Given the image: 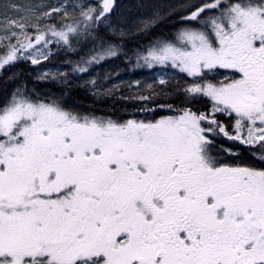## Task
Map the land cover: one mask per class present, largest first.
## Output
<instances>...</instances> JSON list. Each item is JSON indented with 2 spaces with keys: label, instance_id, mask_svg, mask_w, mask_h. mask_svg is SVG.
Here are the masks:
<instances>
[{
  "label": "snow or ice",
  "instance_id": "1",
  "mask_svg": "<svg viewBox=\"0 0 264 264\" xmlns=\"http://www.w3.org/2000/svg\"><path fill=\"white\" fill-rule=\"evenodd\" d=\"M115 7L7 0L0 72L39 65L55 45L88 73L147 36L135 66L178 69L191 78L175 88L183 103L210 107L120 122L16 86L0 103V264H264V0H184L173 38L152 35L171 13L126 29L110 19ZM57 77L70 87L68 73L37 79ZM146 89L121 99L174 110L170 79Z\"/></svg>",
  "mask_w": 264,
  "mask_h": 264
},
{
  "label": "rangeland",
  "instance_id": "2",
  "mask_svg": "<svg viewBox=\"0 0 264 264\" xmlns=\"http://www.w3.org/2000/svg\"><path fill=\"white\" fill-rule=\"evenodd\" d=\"M7 0H0V4L6 3ZM33 2H40V0H33ZM46 2L56 3L58 0H46ZM83 2L88 3L93 6H98L100 4V0H83ZM184 0H115L116 7L112 14H110V19L113 22L119 23L121 27L124 28H132L136 23L140 20L147 18L155 12H160L161 15L166 13H171V15L167 16L166 19L173 20L171 23L172 32H170L169 36L166 38H173L175 32L177 31L180 25V13L183 11L182 9L177 8L176 12H171L173 5H179ZM8 15H13L11 11H9ZM2 18V16H0ZM170 25V24H169ZM52 49V53L54 54L57 51V48L53 50V45L50 46ZM2 51V50H0ZM52 54V56H53ZM51 57L47 61H42L39 65H32L30 62L31 70L30 74L32 76V80L38 81L42 83V86L36 87H26L24 81L22 80L20 72L14 70L10 75H14V80H9L10 83L13 84V87L23 86L31 98L39 99L44 102H49L51 99H63L65 102V106L69 107L81 115H95L97 117L102 118H111V116H103L96 115L91 112H87L82 107L69 102V96L66 92L67 90H80V87H84L86 89L93 88L91 85H86V81L96 78L98 80V85L96 90L106 93V90L112 88L113 85H120V90L111 95L116 97L129 96L130 94L143 92L147 94L146 85L154 84L156 80L163 77L165 79H170L172 85L174 86H186L187 82H190L191 78L186 77L185 74L180 73L178 69H173L171 67H162V66H154L153 68H146L143 71H134L129 67H126L124 64L113 61H104L102 65L94 66L90 69L88 73H73L72 67L73 63L76 60L73 58H69L66 54L59 53L58 56ZM8 68V67H6ZM5 68V69H6ZM43 72L49 73H68L69 74V83L70 87L65 86L62 80L57 77V79L52 80H39L37 77ZM106 73H112L111 77L107 80L103 79ZM118 73V75H116ZM139 80L141 81L140 86H136L133 84L132 88L128 87V84ZM48 83H55V85L62 87L63 89L58 90V88L54 86L48 85ZM81 85V86H80ZM63 94V95H62ZM120 95V96H119ZM139 103V106H145L143 103ZM219 115V114H218ZM161 117V116H160ZM160 117L152 118L150 115L137 118L133 114H129L123 121L128 119H138V120H155ZM116 120V119H113ZM121 121V122H123ZM222 137H217V143H220L218 139ZM226 145V144H225ZM228 162H232L230 158L224 157Z\"/></svg>",
  "mask_w": 264,
  "mask_h": 264
},
{
  "label": "trees",
  "instance_id": "3",
  "mask_svg": "<svg viewBox=\"0 0 264 264\" xmlns=\"http://www.w3.org/2000/svg\"><path fill=\"white\" fill-rule=\"evenodd\" d=\"M166 20H167L166 23H161L159 26L152 29L153 37L163 36L166 38L167 36H169L170 32H172L171 23L174 22L175 18H173V20H170V21L169 19H166ZM147 40H148V37L144 36V37L139 38L138 40L128 41L124 43L120 54L117 57L108 59L106 61L122 63L126 67H129L132 70L137 71V72L145 70L147 67H136L135 66V60H136L135 53L137 51L136 45L137 44L144 45L147 43ZM79 47L80 46H78V50H79ZM90 47H91L90 45H87L85 50H87V48H90ZM55 48L57 47L53 45V50H55ZM61 52L62 54H66L69 58H73L75 60L79 59V55H77V53L66 52L58 48H57V51L53 54V56H51V59L52 57L58 56L59 53ZM80 55H83V52H80ZM14 70H17L18 72H20L22 80L24 81L26 87L36 86L40 88L42 86V83L32 80V76L29 71L31 70L30 63L27 61L18 62L14 66L8 67L3 72H0V103H3L4 100H6L9 97V94L14 90L13 84L10 83L8 79L10 74ZM48 85L54 86L58 88V90L63 89L62 87L55 85V83H48ZM176 87L177 86L172 85L171 90H172L173 95L170 96L169 101H168L174 105V110L170 111L167 109L157 108L154 112L140 111L139 109L142 108V106H139L138 102L121 99V97H116L114 95L110 96L104 92L96 90V88L86 89L84 87H80V90L74 89L70 91L66 89V92L69 96L68 97L69 102H72L73 104H76L82 107V109H84L85 111L91 112L96 115L111 116L113 119H116L117 121H120V122L123 121L129 114H133L137 118H141L147 115H150L152 118H156V117L166 116V115L168 116L176 115L178 114V112L175 109H179L185 106L191 107L193 111H197V110L206 111L207 107H210V105L206 106L205 101L203 100H199L197 102H193L189 104H184L182 93L175 92ZM154 105L155 104H151V103L147 104V106L150 108H155L156 106ZM218 116L221 122L225 123L226 125H229L231 123L229 117L220 115V114ZM218 140L220 143L229 144V142L224 140L223 138L218 139Z\"/></svg>",
  "mask_w": 264,
  "mask_h": 264
},
{
  "label": "bare ground",
  "instance_id": "4",
  "mask_svg": "<svg viewBox=\"0 0 264 264\" xmlns=\"http://www.w3.org/2000/svg\"><path fill=\"white\" fill-rule=\"evenodd\" d=\"M172 10V9H171ZM171 12H173V11H171ZM81 86V85H80ZM176 92V91H175ZM89 93V92H88ZM94 94V93H93ZM88 95V94H87ZM173 95V94H172ZM77 96V95H76ZM111 96V95H110ZM120 96V95H119ZM86 98V97H85ZM169 101V100H168ZM174 102V101H173ZM72 103V102H71ZM171 103V102H170ZM99 104V103H98ZM95 105V104H94ZM142 106V105H141ZM149 106V105H148ZM155 106V105H154ZM143 107V106H142ZM129 109H130V107H129ZM120 110V109H119ZM144 112V111H143ZM142 112V113H143ZM146 113V112H145ZM123 115V114H122Z\"/></svg>",
  "mask_w": 264,
  "mask_h": 264
},
{
  "label": "flooded vegetation",
  "instance_id": "5",
  "mask_svg": "<svg viewBox=\"0 0 264 264\" xmlns=\"http://www.w3.org/2000/svg\"><path fill=\"white\" fill-rule=\"evenodd\" d=\"M193 2L200 3V2H202V0H193ZM226 145H228V144H226Z\"/></svg>",
  "mask_w": 264,
  "mask_h": 264
}]
</instances>
